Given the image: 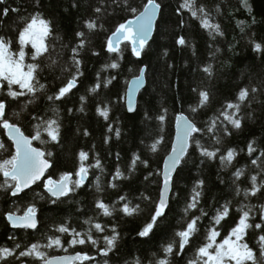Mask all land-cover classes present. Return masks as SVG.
<instances>
[{"label": "snow or ice", "instance_id": "snow-or-ice-1", "mask_svg": "<svg viewBox=\"0 0 264 264\" xmlns=\"http://www.w3.org/2000/svg\"><path fill=\"white\" fill-rule=\"evenodd\" d=\"M7 3V0H0V5ZM91 14L82 21L81 30L75 31L74 43L69 49V45L62 42L55 20L45 15L41 11L42 0H33V11L27 15H19L15 21V28L0 18V128L5 130L8 139L11 141L13 151L9 156L0 159V176L3 177L0 183V189L4 190L11 197L19 198L26 190H30L32 185L43 180V189L47 193L48 201L55 205L58 202L69 199L77 194L78 190L86 186L90 169H100L103 171L102 161L97 154L94 157V163H89V152L81 149L77 153V167L74 172L65 171L60 173L58 179L48 175L45 179V173L53 166L51 157L53 153L45 148L34 146V141H39L41 145L53 144L59 145L63 140V118L57 102H62L72 91L77 88L80 78L84 75L82 68V53L89 49L91 35L97 31H106L104 27L105 17L116 10L127 13V17L122 22L115 25L114 30L107 35L104 50L115 58L102 66V71L108 69L118 70L121 67L120 60L123 59L125 48L131 46V53L136 58L146 55V50L150 47L149 41L152 38L153 31L158 26V18L163 16V4L161 0H145L140 5L134 6V0H89ZM240 4L252 13V6L249 0H240ZM79 0H73L72 7L76 8ZM18 13L19 8L3 7L0 11V17H7L9 12ZM187 11L190 16L199 21V25L208 35L215 40L217 36H223L221 25L215 22L213 11L206 4L199 0H181L176 9V14L183 16ZM215 11L220 12V6H215ZM241 32L245 27L251 25L244 21H238ZM256 19L252 17V24ZM184 20H180V26L183 27ZM176 44L185 46L188 44L185 36L180 35L176 39ZM252 50L256 53L264 54V42L251 40ZM13 45L17 50H13ZM123 45V46H122ZM195 46L193 45V48ZM70 50L71 55L64 59L65 50ZM216 52L220 49L216 48ZM168 55L167 49L162 53ZM92 55L98 56L99 52L92 51ZM215 56V53H212ZM30 61V62H26ZM172 68V65H168ZM45 69H59L61 75L57 77L60 85L51 94H48L49 85L41 81V73ZM150 70L149 64L139 66L127 82L123 94H117L115 100H101L96 105V114L103 117L105 121L109 120L111 105L114 103H123L129 113L137 111L136 96L146 83V76ZM205 76L211 80L215 74L212 64H205L200 69ZM133 72V69H128ZM66 74V75H65ZM117 79V75L103 77L101 72L96 73L95 83L88 89L89 93H97L102 87L107 88ZM197 93L198 103L191 107V113L195 114L199 109H203L211 104V88L201 82L200 85L192 89ZM264 96V76L258 81L250 82L241 87L236 93L234 99L225 101L220 110L209 117L203 126H198L195 119L179 113L176 117V135L171 145V150L164 160L163 169L158 175L162 176L159 187L158 198L152 201L151 196L141 194L142 200L150 201L153 204V210L150 219L137 232L140 238H150L154 229L159 226V222L166 218L167 210L170 207V194L175 186L174 174L178 175V169L189 153V149L194 145L199 150V155L204 160L219 159L221 169H227L234 166V161L240 155L237 147H224V137H230L233 130H241L247 119L254 118L253 103L258 101V97ZM40 97H44L49 108L46 113L29 112L30 107L35 104ZM88 97L81 95L79 97V112H85V105ZM16 103L19 111H13L10 119L8 109L11 103ZM245 109H248L246 112ZM68 113L73 109L68 108ZM22 113H28L31 117L32 131L26 134L23 126L19 122ZM167 109L156 117L161 124L166 119ZM145 118L150 119L148 113ZM108 131L112 132V125L109 123ZM115 134L120 135L119 128L115 129ZM78 134L89 136L87 128L77 129ZM208 137L211 144L202 143V139ZM110 137H105V143H108ZM163 141L160 136L150 144V151L156 152L158 146ZM0 151H8V147L0 140ZM246 151L249 158L251 174L249 175V186L241 188V177L246 175V167H236L231 174V187L237 197L242 196L243 200H250L264 191V150L257 147L255 140L247 142ZM258 153V154H257ZM117 158L119 154L117 153ZM141 163L145 168L149 167V161L141 159L139 153H133L131 164L128 169L129 175L135 171L137 163ZM112 179L108 182V187L116 189L117 181L128 179L119 166L111 174ZM153 173L149 172L144 177L148 180ZM75 177V178H74ZM100 177H97L96 197L94 198V208L96 216L88 217L84 224L88 227L84 230H77L67 222L54 223L47 235L46 243L40 241L33 242L22 248L20 243H14L12 247L0 246V264H9V260H15L17 264H92L96 261V256L90 255L87 251H76L71 255H50L49 249H61L68 253L69 248L76 246H87L96 249L97 255L103 257L102 264H109V254L117 251L121 234L117 225H105L98 217H112L114 212L119 211L124 216L131 217L141 211L139 203L133 205L128 199V195H120L118 203L110 204L99 195L104 189L100 185ZM220 183L225 181L221 178ZM205 180L197 179L191 189L190 195L186 201L184 215L188 217L185 225L177 230L173 238L167 241L159 254L153 253L152 259L148 264H172L174 258L181 256L186 246L190 244L193 238L199 232V224L209 213L201 207V200L205 190ZM40 195L41 199L44 196ZM231 200H226L224 204L214 209V214L210 218V226L206 229L204 240L194 251L193 256L188 259L187 264H264V203L251 205L241 201L236 211L238 219L229 233L218 241L220 231L218 227L231 211ZM193 210L199 212V215H191ZM38 209L35 203H30L22 214L20 210L9 209L4 212V218L13 229L38 230L40 220L38 218ZM258 214V222L256 216ZM256 230L257 245H249L246 237L249 230ZM110 233V234H108ZM95 234H103L97 236ZM64 236H70L67 241V247L63 240ZM10 240H15L14 236H9ZM102 241V246H101ZM124 264H144L140 256H134L131 259L124 260Z\"/></svg>", "mask_w": 264, "mask_h": 264}, {"label": "trees", "instance_id": "trees-1", "mask_svg": "<svg viewBox=\"0 0 264 264\" xmlns=\"http://www.w3.org/2000/svg\"><path fill=\"white\" fill-rule=\"evenodd\" d=\"M143 2L145 0H134V6ZM161 2L163 16L158 18V26L149 41L150 47L146 50L147 54L138 59L132 55L131 46L128 45L125 48L123 59L120 60L121 67L118 70L102 71V66L115 58V54L110 56L104 50V45L107 35L128 14L116 10L105 17L106 31L101 30L92 34L89 49L82 53L84 75L80 78L77 88L66 99L56 104L63 118L62 142L59 145L50 143L41 145L39 141L33 142L35 146L45 148L53 153L51 157L53 166L47 172L46 177L52 175L54 179H58L62 172H74L77 167V153L81 149L89 152V163H94V157L98 154L103 164V171L90 169L86 186L78 190L74 196L55 205L48 201L47 193L43 189V180L33 185L30 190H26L19 198L11 197L0 189V246L12 247L14 243H20L23 248L36 241L46 243L47 235L52 234L49 229L54 223L67 222L77 230L86 229L88 225H85L84 221L88 217L96 216L93 201L97 195V177H100L99 182L104 189L99 195L105 202L115 203L119 208L118 197L127 194L133 205L139 203L141 206V211L131 217L124 216L119 211L114 212L112 217H98L100 222L105 225H117L121 234L117 251L109 254V264H124V260L134 256H140L144 260V264H148L153 253L159 254L162 246L185 225L188 219L184 215L185 204L197 179H204L206 182L201 207L209 215L201 220L198 226L199 232L186 246L184 253L173 259L172 264H187L188 259L193 256L195 248L204 240L205 231L210 226V218L214 214V209L224 204L226 200L232 201L231 211L229 216L217 226L220 231L218 241L223 239L235 225L238 219L236 209L241 201L251 205L264 203V191L250 200H243L242 196L235 195L231 187V174L236 167H246V175L241 177L240 186L241 188L249 186L251 169L246 151L247 142L255 140L257 147L264 150V105L256 102L252 105V109L255 110L254 118L245 120L241 130H233L230 137L223 139L224 147L234 146L238 150H243L234 161V166L222 170L219 159L204 160L201 163L202 158L199 155V150L193 145L189 149L190 155L178 169V175H174L176 183L170 194V207L167 210L166 218L159 222V226L154 229L150 238H140L136 235L148 222L153 210V204L150 201L142 200L141 194L151 196L152 201L158 198L161 184V175L158 173L161 172L163 160L171 148L176 115L183 112L190 119L194 118L198 126L202 127L209 117L220 110L225 101L234 99L241 87L258 81L264 76V54L254 52L251 44L252 39L264 42V0H249L252 13H249L240 4V0H199L212 9L215 22L220 23L224 32L223 36H217L215 40L200 27L199 21L192 18L187 11L182 17L176 14L181 0H161ZM72 3L73 0H42L43 7L41 9L46 16L55 20L62 42L69 45V49L74 43L75 31L81 30L82 21L91 14L89 0H79V5L76 8L72 7ZM216 5L220 6L219 13L215 11ZM3 7L20 9L19 14L10 11L7 17H0L6 24L15 28L14 22L18 20V16L32 12L34 5L33 0H7L6 4L0 5V11ZM253 16L256 19L255 24H252ZM181 19L184 20L183 27L180 26ZM238 21H244L251 27H245L244 32H241ZM180 35L185 36L188 41L187 45L176 44V39ZM216 48H219L220 51L216 52ZM15 49L16 46L13 45V50L16 51ZM165 49L168 51L167 56L162 54ZM92 51L99 52V55H92ZM212 53H215V56ZM70 55V50L66 49L64 59ZM26 62L30 61L26 60ZM143 64H149L150 70L146 76L145 87L138 95L137 111L129 113L123 103H114L111 105L108 121L98 116L96 114L97 103L101 100H115L118 93L123 94L134 71ZM169 64L172 65V68L168 67ZM205 64H212L215 69L211 80L200 70ZM130 68L133 69V72L128 71ZM97 72H101L103 77L117 75V79L107 88L102 87L98 90V94L89 93L88 89L94 85ZM60 75L59 69H45L41 73V81L50 86L48 94H51L60 85V80L57 79ZM201 82L211 88L212 101L210 105L193 114L191 107L198 103V97L192 89L200 85ZM3 94L0 92V95ZM81 95L88 97L84 113L78 111ZM258 101H264V96L258 97ZM48 108L49 105L45 98L40 97L30 107L29 112L42 114L48 112ZM68 108L73 109L71 114L68 113ZM165 108L167 109L166 119L161 124L156 117ZM19 110L16 103H11L8 109L9 118L15 119L12 117V112ZM245 111L247 112L248 109ZM145 113H148L151 118H145ZM19 122L26 134L31 133L32 122L28 113H22ZM109 123L112 125V132L108 131ZM78 128H87L90 135L78 134ZM117 128L120 130L119 136L114 131ZM106 136L110 137L108 143H105ZM160 136L163 137V141L158 146V150L150 151V144ZM0 140L8 147V151H0V159H4L14 149L2 128H0ZM202 143L211 144L212 141L208 137H204ZM134 152L139 153L141 159L148 160L149 167L145 168L138 162L135 171L129 175L128 169ZM117 153L119 158H117ZM117 166L129 178L117 181L118 187L112 189L108 187V182L112 179L111 174L114 173ZM149 172L153 175L145 180L144 177ZM221 178L225 183H220ZM2 181L3 177L0 176V183ZM37 193L43 195L44 199H41ZM30 203H35L38 209L37 215L40 220L38 230L11 228L4 218V212L18 208L21 213ZM191 215H199V212L193 210L189 213V217ZM258 220L257 214L256 222ZM95 235L102 236L103 234ZM258 235L256 230H249L246 240L250 246L256 247ZM9 236H14L15 240H10ZM70 238V236L63 237L65 247H67V241ZM76 251H87L90 255L96 256V261H93L92 264H102L103 262L104 258L97 255L96 249L90 245L69 248L68 253ZM63 253L65 252L61 249H49L50 255ZM9 264H17V262L9 260Z\"/></svg>", "mask_w": 264, "mask_h": 264}, {"label": "water", "instance_id": "water-1", "mask_svg": "<svg viewBox=\"0 0 264 264\" xmlns=\"http://www.w3.org/2000/svg\"><path fill=\"white\" fill-rule=\"evenodd\" d=\"M132 79V78H131ZM130 79V80H131ZM129 80V81H130ZM146 84V83H145ZM144 87H145V85H144ZM143 87V88H144ZM143 88H141L140 89V91L143 89ZM139 91V92H140ZM139 92L137 93V96H136V102H137V99H138V95H139ZM178 115V114H177ZM177 115H176V117H177ZM184 115H186V114H184ZM176 117H175V120H174V136H173V140H172V143H173V141H174V139H175V135H176ZM4 133H5V135H6V137H7V134H6V132H5V130H4ZM8 138V137H7ZM172 145V144H171ZM35 146V145H34ZM170 150H171V148H170ZM170 150H169V152H170ZM169 152L167 153V155L169 154ZM167 155L165 156V158L167 157ZM165 158H164V160H165ZM164 160H163V163H162V168H161V171H162V169H163V165H164ZM49 170V169H48ZM47 173V172H46ZM46 173H45V175H46ZM175 175V174H174ZM161 181H162V176H161ZM33 186V185H32ZM22 214V213H21ZM11 227V226H10ZM66 254H68V255H71V254H74V253H63V254H60V255H66Z\"/></svg>", "mask_w": 264, "mask_h": 264}, {"label": "rangeland", "instance_id": "rangeland-1", "mask_svg": "<svg viewBox=\"0 0 264 264\" xmlns=\"http://www.w3.org/2000/svg\"><path fill=\"white\" fill-rule=\"evenodd\" d=\"M15 50H17V48Z\"/></svg>", "mask_w": 264, "mask_h": 264}, {"label": "flooded vegetation", "instance_id": "flooded-vegetation-1", "mask_svg": "<svg viewBox=\"0 0 264 264\" xmlns=\"http://www.w3.org/2000/svg\"><path fill=\"white\" fill-rule=\"evenodd\" d=\"M11 142V141H10Z\"/></svg>", "mask_w": 264, "mask_h": 264}]
</instances>
